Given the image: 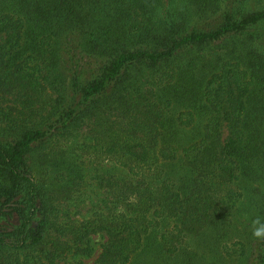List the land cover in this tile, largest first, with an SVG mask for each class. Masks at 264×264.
<instances>
[{
	"label": "trees",
	"instance_id": "16d2710c",
	"mask_svg": "<svg viewBox=\"0 0 264 264\" xmlns=\"http://www.w3.org/2000/svg\"><path fill=\"white\" fill-rule=\"evenodd\" d=\"M82 128L83 147L128 177H111L123 209L63 223L34 165L61 168L59 145ZM253 183L264 0H0V264L89 258L97 235L94 264H132L157 232L170 256L192 234L220 244L244 186L251 226L264 221ZM245 233L225 253L264 264V237Z\"/></svg>",
	"mask_w": 264,
	"mask_h": 264
},
{
	"label": "rangeland",
	"instance_id": "374dc122",
	"mask_svg": "<svg viewBox=\"0 0 264 264\" xmlns=\"http://www.w3.org/2000/svg\"><path fill=\"white\" fill-rule=\"evenodd\" d=\"M179 5L182 6L181 3ZM85 138L86 129L82 128L70 136L68 141L59 145L62 146V153L60 152L61 158L57 163L61 168H49L51 162L44 164L42 158L34 160L35 175L55 199L59 207V220L63 223L83 221L100 213L111 216L123 209L116 201L120 188L111 177L119 175L121 183L127 181L128 177L118 172V169L114 170L116 168L113 161L84 148ZM251 186L264 189V186L257 183ZM244 188L246 195L243 204L238 210L224 216L227 221H233L234 225L229 229L228 238L223 239L220 244H217L215 236L206 240L192 234L186 238L181 250L170 256L160 244V235L157 232L146 240L141 252L133 257L132 264H243V256L230 257L225 253V247H236L244 239L242 235L245 229L253 227L249 221L254 212L250 199H255L258 195L251 188ZM105 242L104 236H93L95 253L91 257L70 255L55 264H94Z\"/></svg>",
	"mask_w": 264,
	"mask_h": 264
},
{
	"label": "clouds",
	"instance_id": "9594fccd",
	"mask_svg": "<svg viewBox=\"0 0 264 264\" xmlns=\"http://www.w3.org/2000/svg\"><path fill=\"white\" fill-rule=\"evenodd\" d=\"M253 235L257 238L264 237V221L259 218L253 222Z\"/></svg>",
	"mask_w": 264,
	"mask_h": 264
}]
</instances>
